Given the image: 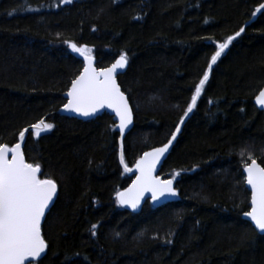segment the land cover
<instances>
[{
	"label": "trees",
	"instance_id": "trees-1",
	"mask_svg": "<svg viewBox=\"0 0 264 264\" xmlns=\"http://www.w3.org/2000/svg\"><path fill=\"white\" fill-rule=\"evenodd\" d=\"M263 1L0 0V143L11 147L40 119L54 125L39 137L30 130L22 146L58 189L41 225L48 247L31 264H264V234L242 217L244 164L251 155L264 167V114L254 103L264 87V14L252 15ZM241 26L159 171L181 173L176 200L124 209L116 193L134 176L120 163L122 146L133 169L168 142L216 43ZM66 40L92 48L98 68L127 54L117 80L133 124L121 144L107 113H58L83 68Z\"/></svg>",
	"mask_w": 264,
	"mask_h": 264
},
{
	"label": "snow or ice",
	"instance_id": "snow-or-ice-1",
	"mask_svg": "<svg viewBox=\"0 0 264 264\" xmlns=\"http://www.w3.org/2000/svg\"><path fill=\"white\" fill-rule=\"evenodd\" d=\"M71 2L72 0H60L61 4ZM257 13L264 14V4L259 5L252 15L256 16ZM139 18L136 17V19ZM205 23H207V19ZM245 30V27L241 26L234 35H229L223 42L216 43V51L211 56L203 76L196 83L187 109L180 117V122L177 123L171 138L162 147L144 152L143 156L136 161L135 167L139 175L136 176L128 189L116 193L119 204L136 209L146 192L151 193L153 201L178 195L173 186V180L181 174L180 172H175L172 179L166 180L153 175V173L161 157L168 152L177 133L181 131L184 118L196 107L197 100L209 80L213 65ZM64 43L72 52L82 56L84 60L83 70L71 81L67 92L68 102L63 106L64 109L86 117L105 107L112 109L119 120L118 130L123 137L125 130L132 123L133 113L129 106V98L121 90L116 77L118 71L124 69L128 63L127 54L121 52L110 67L98 69L93 66L92 48L87 45L78 46L67 40ZM255 100L261 108H264V88L259 91ZM53 127V124L40 119L32 124L30 129L25 128L19 132L20 142L11 147L8 144L0 143V264H31L28 258L34 260L41 257L48 247L41 235V219L45 216L46 209L49 208L57 194V182L52 178L41 179L39 177L38 174L42 170L41 165L26 162L21 142L25 141L26 134L30 130L35 137H39L42 132ZM249 159H251V163L244 164L243 172L247 174L246 184L250 186L251 190V210L244 212L243 215L250 218L255 229L264 234V167H261L256 159L251 158V155H249ZM120 163L124 165L125 172L131 171L124 161L123 146ZM97 227V224L91 225L93 236L97 234ZM115 235L119 236L120 234L116 233ZM166 242L171 243L170 240ZM74 255L79 256L78 253Z\"/></svg>",
	"mask_w": 264,
	"mask_h": 264
},
{
	"label": "water",
	"instance_id": "water-1",
	"mask_svg": "<svg viewBox=\"0 0 264 264\" xmlns=\"http://www.w3.org/2000/svg\"><path fill=\"white\" fill-rule=\"evenodd\" d=\"M261 4H264V1H263ZM261 4H260V5H261ZM114 62H115V61H114ZM114 62H112V63H114ZM112 63H111V64H112ZM111 64L108 65V66H106V67H110ZM93 66L96 67V68H98V67L96 66V60H95L94 57H93ZM83 67H84V60H83ZM106 67H102V68H106ZM125 68H126V66H125ZM125 68H124V69H121V70L118 71V74H117L116 79L118 78V76H119L121 73L124 72ZM98 69H99V68H98ZM82 70H83V68H82ZM82 70H81V71H82ZM117 83H118V80H117ZM70 86H71V84H70ZM70 86H69V88H70ZM263 88H264V87H263ZM68 90H69V89H68ZM68 90H67V92H68ZM67 92L64 94V97L66 98V102L64 103V105L68 102ZM258 94H259V92L257 93V95H258ZM125 95H126V94H125ZM257 95H256V96H257ZM256 96H255V97H256ZM254 103H255V105L257 106V108H258L259 110H261V111L263 112V114H264V108H261V107L256 103L255 98H254ZM64 105H63V106H64ZM63 106L58 110V113H59V114H61V115H65V116H69V117H74V118H77V119H80V120H84V121H88V120L94 119V118H96V117L102 115L103 113H107V114H109L110 116L113 117V119L115 120V122H116V124H117V131H118V133H119V142H120V144H121V142H122L123 137L126 135V133L128 132V130L131 128V126H132V124H133V119H132V123H131V124L128 126V128L125 130V133H124V135H123V137H122L121 134H120V132H119V130H118L119 120H118V118L115 116V113H114V111H113L112 109H109V108L105 107V108H103V109H100L97 113H94V114H92L91 116H87V117H86V116H83V115H81V114H79V113H76V112H74V111H71V110H65ZM129 106L131 107L130 102H129ZM189 114H190V113H189ZM189 114H188V115H189ZM187 117H188V116H187ZM187 117L184 118V121L186 120ZM29 129H30V127H29ZM177 135H178V133H177ZM174 141H175V140H174ZM174 141H173V143H174ZM18 142H20V141H19V138H18ZM21 143H22V146H23V142H21ZM171 147H172V145L169 147L168 152L165 153V155H164L163 157H161V160H160V162L157 164V166H156V170H155V172L153 173V175L158 176V177H160L161 179H165V180H166V179H170V178H165V177L159 175V171H160V169H161V167H162V164H163L164 160H165L166 157L168 156ZM150 151H151V150H150ZM120 154H121V153H120ZM142 156H143V154L141 155V157H142ZM141 157H140V158H141ZM9 158H10V157H9ZM26 162H27V161H26ZM27 163H29V162H27ZM257 163H258V162H257ZM258 164H259V163H258ZM260 165H261V164H260ZM261 167H263V166L261 165ZM128 172H131V174H132L134 177H133L131 183H130L125 189H123V190H121V191H125L126 189H128V188L132 185V182L136 179V176L139 175L138 171L136 170V167H134V169H131V171H128ZM243 173H244V179H245V186H246V188L248 189V191L250 192V201H249L250 209L248 210V211H250V210H251V190H250V186H248V185L246 184V176H247V174H246L245 172H243ZM38 175H39V174H38ZM173 186L175 187L174 182H173ZM121 191H120V192H121ZM56 195H57V194H56ZM176 198H177V196H175V197H168V198H166V199H165V198H161V199L158 200V201H153L152 198H151V193L146 192V193H144V196L141 198L140 204L137 206L136 209H132V208H131L130 206H128V205H121V204H120V205H121L124 209H126V210H129V211H132V212H137V211H139V210L142 208V206L145 204L146 201H150L154 206H161V205H164V204H166V203H170V202L175 201ZM55 199H56V196L54 197L53 202L50 203L49 208L46 209V211H45V216H46V214L48 213V211L50 210V208L52 207V205L54 204ZM248 211H247V212H248ZM45 216L42 217V219H41V225H42V223H43V221H44V219H45ZM242 217H243L244 220H246L247 222H249V223L254 227V229H255V225H254V223L250 220V218L245 217L244 215H243ZM255 230H256L259 234H262V233H260L257 229H255ZM41 235H42V234H41ZM262 235H263V234H262ZM45 252H46V251H45ZM44 254H45V253H42L41 257L36 258V259H34V260H33V258H28V259H29V261L33 262V261H36V260L42 258V257L44 256Z\"/></svg>",
	"mask_w": 264,
	"mask_h": 264
}]
</instances>
